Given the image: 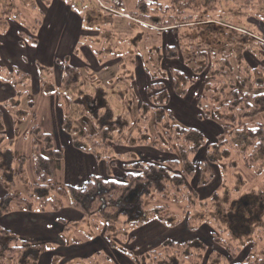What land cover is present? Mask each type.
Returning a JSON list of instances; mask_svg holds the SVG:
<instances>
[{
  "label": "trees",
  "instance_id": "trees-1",
  "mask_svg": "<svg viewBox=\"0 0 264 264\" xmlns=\"http://www.w3.org/2000/svg\"><path fill=\"white\" fill-rule=\"evenodd\" d=\"M50 1L42 0V5L48 6ZM66 1L72 9L76 7L72 0ZM250 1L247 2L248 5ZM118 2L122 8L123 0ZM145 2L141 0L138 10L128 17L153 30H176L179 50L186 66L193 73V78L188 79L172 69H162L154 74L147 71L153 83L151 90L156 93L150 95L149 104H142L135 109L133 106L136 99L130 92L132 86L128 80L131 73L128 70L119 76L115 86L112 84L111 87H106L99 83L88 86L82 81L79 71L66 62L62 64L57 61V65L62 68L63 77L60 86L55 87L50 78L53 70L38 66L43 93L47 96L55 95L59 100V107L67 104L61 126L73 138L74 146L97 160L104 161L108 167L115 166V160L121 158L126 163L124 182L93 177L84 188H58L54 182L51 163L44 153H52L58 161L63 159V153L55 150L53 137L44 133L39 125H35L32 136L37 184H31L25 168L26 160L22 158L16 161L10 148L11 140L6 135L0 106V184L6 192L5 197L0 200V217L11 214L14 207L20 205L27 212L43 213L49 209L59 212L68 199L69 207L82 213V222H90L112 248L129 257L133 264H214L215 260V264H229V256L236 258L243 251L239 245L237 248L225 246L228 254L226 257L211 249L207 241L200 238L186 243L167 239L161 245V251L153 250L142 254H137L125 245L131 241L130 233L134 228L155 221L173 228L180 224V221L175 223V219L166 213L167 206L148 209L146 202H157V199L186 202L187 208L192 207L191 204L199 207L207 204L199 201L197 193L192 195L188 191V183L194 179L198 170L199 188H207L213 182L212 166L220 171L224 187L230 185L229 179L226 180L228 171L236 170L240 164L255 175L264 176V125L252 122L264 114V67L260 65L251 68L245 57V52L249 51L261 61L260 47H264V41L247 28L234 27L217 12L200 20L198 10L179 11L176 0H149V7L143 10L141 4ZM8 6L10 8L11 4ZM26 6L29 7L27 4ZM116 7V4L112 6L111 13L124 14ZM9 8L10 12L0 9L6 16V22L9 19L22 24L20 9ZM216 25L222 28L218 32ZM6 26L4 23L0 28L3 30ZM221 37L225 40L224 43L216 39ZM20 38L21 44L25 41L33 42L32 39L25 40L24 32L20 33ZM157 51L159 63L171 51L175 52L174 49L163 51L160 46ZM166 76L172 78L174 91L181 98L187 96L189 88L199 78L205 79L201 95L196 96L202 113L199 118L213 121L221 127L222 133L217 136L216 143L208 145L203 134L182 125L169 110L170 96L160 83ZM0 83L10 85L16 91V98L7 101L2 107L8 109L17 121L31 115L35 107L31 98L28 112L21 108L23 98L31 96L30 77L17 70L7 71L0 66ZM118 147H150L160 153L174 155L176 160L146 163L130 154L120 157L115 151ZM203 150H206L205 159L196 164V159ZM231 178L235 179L233 191L236 192L242 183L241 178H237L236 173ZM19 186L25 187L26 194L17 190ZM256 194L262 197L264 190ZM224 197L220 199L218 193H215L209 206L218 209L219 205L215 203L222 201L218 211L222 217L218 220V225L221 226L219 233L227 232L234 241L239 238H235L236 233H241L240 241L249 239L253 244V251H258V256L243 264H264V249L259 245L264 242L261 235L264 223L260 226L250 223L256 225L254 229H251L250 224H245L248 231L243 232L238 227V222L231 219V215L224 214V211L222 213L223 199H226ZM244 210L241 212H245ZM227 222H231L230 226ZM224 223L226 228L222 226ZM188 226L193 232L199 228H192L190 223ZM216 234V231L212 233L214 243L226 245ZM37 248L33 241L24 240L0 227V264H39Z\"/></svg>",
  "mask_w": 264,
  "mask_h": 264
},
{
  "label": "rangeland",
  "instance_id": "rangeland-1",
  "mask_svg": "<svg viewBox=\"0 0 264 264\" xmlns=\"http://www.w3.org/2000/svg\"><path fill=\"white\" fill-rule=\"evenodd\" d=\"M140 1L141 0H123L124 5L121 8L119 6L120 3L118 2V0H72V3L76 5V7L73 9L74 13L83 14V16L85 17L86 20L85 26L87 27V28L85 27L86 33L83 37V40L79 41L80 44L78 45L77 50H73L74 52L73 53L72 51H69L70 48L69 46L66 45L70 41L75 40V36L77 35L76 34L77 30H75L74 28L72 29L67 28L62 30L61 33H59L58 31L55 32L56 35L60 37L63 36L61 39L60 47L57 46L56 48V51L59 52L57 54V56H59L58 58L59 62H61L62 64L66 62L68 63L69 66L72 65L80 68L82 81L85 82V84H89L88 86H93V84L96 85V83H99L106 87L108 86L111 87L112 84L115 86L113 82L115 81L118 82L119 76L124 74L126 72L125 70H128V72L131 73V71L133 70L131 65L133 64H135V67L138 66L142 69V65H143L142 62H144L145 64L144 66L145 70L150 72L151 74L159 72L160 70L163 69V67L165 68L166 71H169L172 66L174 67L178 66L180 69H183L185 72H187V75L189 77L193 78L192 77L193 73L186 66L184 62V57L182 56L179 50V43L177 39L176 30L169 29L164 31H156L151 29V27H148V25L146 24H145L146 26H143L142 24L137 23L130 17L126 18L130 16L133 12L138 10ZM145 1H146L145 4L143 3L141 4L143 10H145L144 8L149 7V0H145ZM248 1L249 0H176V3H177V7L179 8V11L186 12L187 10H190V12H195L198 10L197 13L199 14L200 20H204L207 16H213L215 12L220 13L221 17H223L227 22H230L231 25H233L234 27L247 28L250 31L258 34L261 37V40L264 41V0H251L250 5L247 4ZM10 4L11 6L9 8L8 5ZM26 4L29 7H27ZM115 4L118 6L116 8H119V10L124 14L111 13L112 6ZM16 7L20 9L23 15L25 40L39 37L37 36L38 34L37 32L39 30L38 27L39 23L40 22L50 23V20L47 18L49 17V14H46L48 8L46 7L45 10L42 11V9H44L43 8L44 6L42 5V0H0V9L4 8L5 10L7 9V12L8 11L10 12L8 8L16 9ZM53 7L56 6L54 5ZM246 7L249 8L245 10ZM193 9H195V11ZM4 15H5L4 12H0V25H4V22L6 21V16ZM7 26H8L7 27L8 31L5 36V39H9L13 37L15 31L20 29V27L17 24H14V22H9V25L7 24ZM215 28L217 32L222 29L221 26L219 25H216ZM5 33L6 31L4 32L2 28H0V36H3ZM94 37H96L95 40H93ZM216 39H219L221 43L225 42V40H222L223 39L222 37ZM92 41L95 42L94 43L95 46L92 45ZM158 44H160L163 47V51L164 49L175 50V52L171 51L170 55L166 56L161 63L157 61V57H158L157 50L159 48ZM83 46L90 47L91 49L97 51V54H95L96 64H94L92 61H89L92 60V58H90V56H86L82 48ZM260 48L262 52L261 61L256 59L252 54H250L249 51L245 52V57L247 58L250 64H255L257 66L261 65L264 67V47L261 46ZM3 50L5 51L7 50L10 54H14V48L10 43L7 44L6 46L0 44V51ZM68 51L71 54L68 57L64 56ZM136 51L138 53H135ZM22 53L23 55L25 54L24 56L28 60L26 62L27 66L23 68H25L24 69L25 72H27L31 76L30 78L31 80L35 75L36 66L35 64L31 65L29 61H32V63L33 62L41 63L43 65L50 66L53 68L57 67L55 65V62L49 59L48 56H46L45 49H41L40 51H32L29 47H26ZM163 54L165 55V53ZM36 56L39 59H37ZM15 58H16L15 56H12L10 62H13L12 60ZM33 59L36 61H33ZM4 63L9 64L6 59L4 60ZM81 64L82 65L85 64V65L82 66ZM96 65L99 66L108 65V66H106L107 67L106 70L100 71L99 69H97ZM19 66H23L22 63ZM60 77L61 75L58 73L54 75V77L52 78V84L57 83ZM160 83H162L164 86H167L168 90H170V93L173 96L175 97L177 96V94L174 91L173 80L170 76H166L165 78H162V81H160ZM204 85H205V79L203 77L199 78L198 82L190 87L188 94L190 92V95H193V93L195 92L198 93V91L199 92L202 91ZM132 87L134 88V86ZM130 90H131L130 92H132L133 89L131 88ZM155 93H156L155 91H152V94L150 93V95H154ZM131 94L135 95V92H132ZM143 97L148 98L147 93H144ZM252 122L260 123L264 125V114L259 115ZM126 148H119L117 150L120 154H122L120 155V157H125L128 154L135 156L133 152H128L129 150ZM205 156H206V150L201 151V153L196 159V164L203 161L205 159ZM118 161L121 162H119L115 166L117 168V172L119 171L120 173H124L125 171L124 167L126 164L124 161H122L121 158ZM211 168L215 173L214 180L211 183V186L207 188L198 187V180L200 177L199 170L197 171L194 179L190 183H188V191H190L192 195L195 193H199L197 194L199 201L203 203L206 202L205 200H209L210 196L212 197V195H214L217 191H219L220 186H223L220 176V171L215 166H212ZM228 172L229 174L227 175L226 180L230 179V175L236 173L237 178H241L242 181L238 191L236 192L232 191V199L237 198V200L240 201L250 190H254L257 192L260 190H264L263 188L264 176L255 175L251 170L247 169L245 166L240 164L236 170L233 171L229 170ZM17 190L23 194H26L25 187L19 186L17 187ZM228 191H229L228 189L227 190L221 189L218 192L219 198L220 199L223 198L224 194ZM262 197L263 198L261 199L264 200V196ZM223 201H227V199H223ZM68 202L69 200L66 199L65 203ZM263 202L264 201H261L260 204L264 206ZM221 203L222 201L219 200L216 201L215 204L219 205L217 206L218 209L212 206L211 208L209 207L210 209L204 210V209H200L197 206V204L194 206L193 204H191L192 207L187 208L188 206H186V202L183 203L180 202L177 203L175 201L166 202L164 200L157 199V202H150V201L146 202V207L148 209H151V207H155V206H167L166 213L170 215L171 218L175 219V223L180 221L179 227L176 228L174 227L167 230H161L162 233L161 236H164L163 238H169L173 241L175 240L188 241V240H193V238L197 239L196 237H200L208 242L211 249L216 250L218 254H222L225 257L228 255L226 252L227 251L226 247L230 248V246H232L237 248L239 245L243 251L239 252L236 258L229 256L228 263L243 264L247 262V260H250L252 257L258 256V251H253L252 249L253 244L250 243L251 241L249 239L247 240L245 238L244 240L240 241L241 237L239 236V234L241 233H238V235L236 233L235 238L238 237L239 238L236 239L235 241L232 240L231 237H229L227 232L219 233L220 232L219 227L221 226L218 225L219 224L218 220H221L222 217L220 214H218V211H220L219 208ZM65 207H68V205L66 204ZM224 209L227 208L223 207L222 212ZM210 212L213 213V216H211L212 214ZM209 217H211V219H208ZM124 219L125 218H123L122 220L126 221ZM208 220L210 221L208 222ZM262 221L263 224L264 220ZM189 223L192 228L199 227L195 231L197 233H194L195 236H193V231L189 234L188 232H186V230H184L186 227L189 228L188 226ZM200 224L202 225L200 226ZM78 226L79 228H77L76 230H70L67 233L69 234V240H73V239L76 240L78 231L80 235L87 234V235H91V237L95 236L94 233L95 231H97L100 234L98 230L93 228L90 222L81 223ZM222 226L226 228L225 223ZM255 226L253 227V224H250V227H252L251 229L256 228ZM122 228H124V226ZM214 231H216V233L218 234L217 236L218 238L223 239L226 242V245L223 246L214 243L213 235H212ZM261 231L263 232L261 235L264 237V231L263 230ZM80 235L78 236V238L80 237ZM33 244L38 246V248L36 249L37 250L36 254L39 260V264H47L49 261H51V259L54 260L53 262L54 264H63L65 262L66 259L64 260L63 256H60L62 254V250L60 251V249L57 247L56 252H52L51 249L49 250L48 247H46V246L49 247L52 246L53 243L48 242L47 244L42 240L36 239L33 240ZM259 245L264 249V242L260 243ZM125 247L127 248L130 247L131 249L135 248L133 244H130V242L127 243ZM87 248L88 247L78 250V252L82 255V257L88 254ZM155 248L156 249H152L151 251L153 250L158 252L161 251V248L159 247H155ZM114 261H113L114 264L120 263V262H116L115 259ZM87 262L88 261H85V263L83 264H86ZM93 262L94 261L88 263L93 264ZM215 263L216 260L214 264ZM94 264H98V262ZM203 264L206 263L204 262Z\"/></svg>",
  "mask_w": 264,
  "mask_h": 264
},
{
  "label": "crops",
  "instance_id": "crops-1",
  "mask_svg": "<svg viewBox=\"0 0 264 264\" xmlns=\"http://www.w3.org/2000/svg\"><path fill=\"white\" fill-rule=\"evenodd\" d=\"M53 2L54 0H51L48 6L43 5L44 9H42V11H44L46 7L48 8L46 14H49V17L47 18L50 20V23L49 22L39 23L38 26L39 30L37 32L39 34V35L37 34V36L39 37L37 38L35 37L36 39L30 38L33 40L34 43L32 41L31 42L25 41L24 44H21L20 33L24 32L23 21L22 24L11 21L9 19L7 22L6 21L4 22L8 25L9 22H14V24H17L20 27V29L15 31L13 37L9 39H5V36L8 31L7 29L8 26L3 27V31L4 32L6 31V33L3 36H0V44L6 46L7 44L10 43L14 48V54H10L7 50L0 51V66L2 68H4L7 71L17 70L23 74H27L28 76H30L27 72H25L24 70L25 68H23L27 66L26 62L28 61L24 56L25 54L23 55L22 53L26 47H29L32 51H40L41 49H45L46 56H48L49 59L54 61L55 65L57 66L56 68H53L50 66L43 65L41 63H37V62L32 63V61H29L31 65L35 64L36 72L33 79L31 80V86H30L31 96L27 98H23L21 103V108L24 111L28 110V103L30 101V98L31 100L34 101L35 107L32 110L31 115L25 117L20 121H17L8 109L2 107L7 101L16 98V91L10 85L0 83V106L3 112V121L6 130V135L8 139L11 140L10 148L13 151L16 161L22 158L26 160L25 168L27 171L28 180L31 184L36 185L37 180L35 177L34 161H33L34 138L32 136V129L35 125H39V127L44 133L49 134L53 137L55 150L63 153V159L60 161L55 160L52 153H44V156L51 163L54 182L58 188H63L66 186L84 188L86 184L93 177H98L103 180H111L117 183H123L126 172L125 171L124 173H120L119 171L117 172V168L115 167L116 164H118L121 161L115 160V166L108 167L104 161H99L93 155L78 150L73 144V138L65 131H63L61 126L62 118L65 116L67 111V104L65 103L64 107H59V103H58L59 100L55 95L47 96L43 93L39 72H38V66L51 68L53 70V74L50 77L51 81L54 75H56L57 73L61 75V77L58 79V82L53 84L55 87L60 86L61 79L63 77L62 68L61 66H58L56 63L57 61H59L58 59L59 56H57L59 52L56 51V48L57 46L60 47L61 39L63 36L60 37L56 35L55 32L58 31L59 33H61L62 30L67 28H71V29L74 28L75 30H77L76 31L77 35L75 36V40L70 41L66 45L69 46V48L71 49V50L69 49V51L72 52L73 50H77V47L80 44L79 41L83 40V37L86 33L85 32L86 20L83 14L74 13L73 9H71V6L69 5V3H67L66 0L65 1L55 0V2L54 3ZM54 5L56 7H53ZM95 38L96 37H94L93 40H95ZM94 43L95 42L92 41L93 46H95ZM158 45L162 47L160 44ZM82 48L86 56H90V58H92V60L89 61H92L94 64H96L95 54H97V51L87 46H83ZM69 51L64 56L68 57L71 54ZM135 53L138 52L136 51ZM12 56H15L16 58L12 60L13 62H10ZM5 59L8 61L9 64L4 63ZM33 61L36 60L33 59ZM21 63L23 66H19ZM142 63H143L142 69L138 66L135 67V64L131 65L133 70L131 71L130 75L132 76L128 80V83H130V85L132 84L131 86H134V88L132 87L133 89L132 92H135L134 96L136 100L133 106V108L135 109L140 108L142 104H149V98H150L149 92L151 91L153 84L147 71L145 70L144 62ZM248 64L251 68L258 67L255 64H250L249 62ZM106 66L108 65H101V66L96 65L97 69H99L100 71L106 70L107 68ZM70 67L74 68L80 73V68H78L77 66L70 65ZM163 69L165 70L164 67ZM171 69L178 71L182 73L184 76H186L188 79H191V77L187 75V72H185L183 69H180L178 66L176 67L172 66ZM197 82L198 80L195 82V84ZM165 90L170 96L169 110L173 112L176 119L181 124L183 123L182 125L197 130L198 132L203 134L208 145H213L214 143H216L217 136L222 133L221 127L213 121L201 120L199 118L202 115V113L198 108L196 96L201 95L203 90L200 92L198 91V93L195 92L193 93V95H190L189 92V94H187L185 98L173 96L170 93V90H168L167 86H165ZM144 93H147L148 98L143 97ZM5 145L9 146L8 143H5ZM121 148H126V147H121ZM118 149L119 147L116 148L115 151L116 154L120 156L122 154H120L117 151ZM126 149L129 150L128 152H133L137 158L143 160L146 163H156L157 161L167 162V161L176 160V157L174 155L168 153H160L150 147H137L133 149H129V148ZM140 150H142L143 152ZM213 174L215 176L214 171ZM231 176L232 175H230V177ZM232 178L229 179L230 182L229 186L226 187L220 186L219 189V191L221 189L229 190L224 194L227 201H223V206H222V208L223 207L227 208L224 209L223 211L224 214L228 216L230 214L234 215L235 213L234 204L239 202L237 198L232 199V191L233 188H235L236 186L235 179ZM219 191H217L216 194ZM254 192L256 191L250 190L241 200L245 201L249 197H256V198L258 197V199L263 198L261 196H257V194ZM5 195L6 192L2 187V185L0 184V200L3 199ZM205 201L207 204L203 205L202 207L198 206L200 209H204V210L210 209L209 206L211 204L210 203L211 196L209 200H205ZM82 220H83L82 213L78 210L69 207V205L68 207L64 206V208H62L59 212H54L49 209L43 213L27 212L20 205L14 207L11 214L0 217V227L5 230L11 231L12 233L16 234L17 236H19L24 240L33 241L39 239L47 244L48 242L53 243L52 246H50L52 248H50L49 246L46 247H48L49 250L51 249L52 252H56L57 247L60 249V251L62 250V254L60 256H63L64 260L66 259L63 264H83L85 263V261L88 262L94 261L93 264L96 262H98V264H114L113 263L114 259L116 260V262H120L119 264H133L129 257L125 256L122 253H119L116 249L112 248L103 238L102 234L101 233L99 234L97 231L94 232L95 236L93 237L87 234L80 235L78 231L76 240L74 239L69 240V234L67 233L70 230H76L77 228H79L78 225L83 223ZM230 224H231L230 222H227L228 226H230ZM171 228L173 227L165 226L156 221L151 222L148 225L139 228H134L131 231V241H130V244H133L135 247L134 249L132 248V250L135 251L137 254H142L149 252L152 249H156L155 247L161 248L163 242L169 239V238H163L164 236H161L162 235L161 230H167ZM184 230H186V232H188L189 234L192 232L187 227ZM194 233L197 232H193V236H195ZM79 235L80 237L78 238ZM196 238H200V237H196ZM189 241L191 240L188 241L175 240L174 242L186 243ZM86 247H88L87 248L88 254L82 257V255L78 252V250L84 249ZM53 262L54 260L51 259V261H49L48 263L54 264ZM88 262L86 264H90Z\"/></svg>",
  "mask_w": 264,
  "mask_h": 264
},
{
  "label": "flooded vegetation",
  "instance_id": "flooded-vegetation-1",
  "mask_svg": "<svg viewBox=\"0 0 264 264\" xmlns=\"http://www.w3.org/2000/svg\"><path fill=\"white\" fill-rule=\"evenodd\" d=\"M261 201L264 200L261 198L258 199V197H249L245 201L241 200L234 204L235 213L233 216L230 214V217L238 222V227L242 229V231L244 229L243 232L248 231V227L245 226V224L256 223L258 226L262 225V220L264 219V206L260 204ZM243 209H245V212H241Z\"/></svg>",
  "mask_w": 264,
  "mask_h": 264
}]
</instances>
